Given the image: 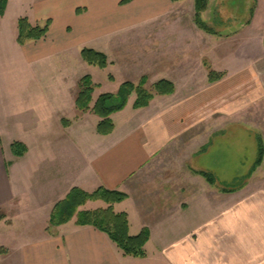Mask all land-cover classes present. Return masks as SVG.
I'll use <instances>...</instances> for the list:
<instances>
[{"label": "crops", "instance_id": "1", "mask_svg": "<svg viewBox=\"0 0 264 264\" xmlns=\"http://www.w3.org/2000/svg\"><path fill=\"white\" fill-rule=\"evenodd\" d=\"M121 1L43 0L19 6L12 18L7 3L0 17V213L4 216L0 264H264V156L255 175L235 193L218 192L215 185L191 173L207 171L190 163L187 182L198 189L185 192V183L175 175L183 174L184 154L189 162L201 153H206L203 157L211 152L225 155L213 139L226 137L233 122L246 131L235 133L236 138L257 133L264 148V116L256 131L241 123L246 111L264 112V34L251 54L242 46L234 53L239 31L214 36L194 24L192 42L180 50L178 44L187 35L178 30L182 20L171 16L181 12L186 0ZM209 4L206 11L217 10ZM20 18L40 27L50 21L45 37L19 45ZM158 18L176 28L175 38L161 36L159 57L161 63L175 68H161L160 77L149 79L148 84L167 80L175 92L156 96L138 110L132 108L135 95L130 96L125 109L111 116L113 132L98 135L99 119L90 112L80 114L75 107L81 50L100 52L106 38ZM207 20L208 25L213 23ZM169 21L175 24L167 25ZM172 48L176 54L168 51ZM231 56H240V65L233 64ZM209 71L221 78L209 82ZM233 90L240 93L236 99L211 116L187 122L194 109ZM95 100L93 96L92 104ZM119 114L117 123L114 116ZM14 143L26 147L22 157L13 155ZM154 169L162 177L141 188V173ZM168 171L174 175L168 176ZM100 187L127 194L125 201L113 205V211L127 214L129 235L148 230L145 258L123 256L106 234L76 226L74 220L37 237L13 232L12 222L19 212L35 213L49 227L54 206L71 189L90 193ZM106 207L101 201L87 202L81 210Z\"/></svg>", "mask_w": 264, "mask_h": 264}, {"label": "rangeland", "instance_id": "2", "mask_svg": "<svg viewBox=\"0 0 264 264\" xmlns=\"http://www.w3.org/2000/svg\"><path fill=\"white\" fill-rule=\"evenodd\" d=\"M41 1L43 0H6L9 5L11 3V18L14 13L17 12L19 6L26 7L28 5L29 7L33 3L35 4ZM136 1L138 2V0H134V2ZM208 1L210 2L209 6L211 5V8L214 5H216L218 8L217 10L214 9L211 11H206V15L202 13L200 16L202 21L208 25L207 17H209L211 23L213 22L209 26L218 35H223L226 31L230 32V34H228L227 36H232L239 31L237 33L239 39L238 43L235 42V39L230 40L232 45H234V43L237 44L236 50L233 49L232 52H239V48L242 46L245 51L251 54L256 49L258 43H260L259 38L264 34V0ZM186 2H190L191 6H194V0H186L181 12H179L178 15L173 14L171 16V19L179 18L182 20L178 28V30L180 29L182 33H179H181L182 35L184 32L187 35L185 36L187 38L185 41H182L181 39V44L177 43L180 50L185 46L187 47V45H190L193 35L192 28L194 25V12H192L190 4ZM163 20L164 18H158L147 24L143 23L135 27L119 31L114 35L106 38L103 42L104 46L101 48L104 52L100 51V53L104 54L107 58V67L105 69H99L97 67L87 65L81 59L82 67L78 68L76 74H79V72L81 73L82 76L80 77V79L87 75L91 77L93 84L96 86L92 93V98L94 96V98L97 99L98 97L95 96H100L101 94L105 93L115 94L118 87L122 83L132 82L134 84H138L140 79L143 77L147 79V84L145 87L148 89L151 87V85L148 84L149 79L155 77L159 78L161 68L165 70L166 67L169 69L171 67H174V64L169 65L165 62L161 63L159 58L161 51V36L167 34L169 35V38H175L176 36V28L173 27V30L170 29L171 27L166 26ZM250 22L251 24L247 28L241 25L243 23L246 25ZM222 23H224V26H222ZM171 24H175V21H169L167 25ZM214 42L220 44L219 42H217V40H215ZM172 46H175V48L177 47L174 42L172 43ZM175 48H172L168 51H172L176 54L177 52ZM96 51L99 52L97 49ZM213 51L218 53L219 50L214 49ZM231 58L233 64L238 63L240 65V56H231ZM74 68L75 69L73 71L75 72L77 67L74 66ZM213 73L217 74L215 72ZM79 80H77V88L75 87L73 92L75 94V98L78 93ZM238 93L239 91L233 90L228 95L222 96V98L217 99L214 102L210 101L209 103L206 102L205 104H202L188 115L187 122L196 123L197 121L202 120L209 115L211 116L216 110H218L220 107H223L226 102L236 99ZM131 99H134V94L131 95ZM262 115L264 116V112L255 113V111H246L242 115L243 117L241 123L244 127H246L247 130L256 131V128L258 129L260 125L258 121L260 122L263 118ZM121 118L122 114L114 116V120L117 123L120 122ZM236 118H232V120L237 121ZM96 121L97 120L95 118V122ZM236 123L238 122H233L231 124L232 129L226 132V137L222 138V136L218 135L213 139L215 147L217 146V149L219 147V152L225 155H221L219 157V155H214L213 152H211L209 153L208 157H203V154L206 153H201L200 155L193 157V160L190 158L191 162H189L184 154L183 160H185V162L184 169L182 170L183 174L180 175V172L177 171L175 175L178 174V179H181L185 183L183 187L185 192L191 194L192 191L198 189V185L191 183V181L190 183L187 182L189 181L188 179H190L189 175H191L188 170L190 169V164L192 167L203 169L204 171H207V173L211 174L215 179V187L213 188H215L218 192H222L221 190H223L224 188L232 186L235 182H237L236 180L246 177L247 173L249 172V168L257 157V155L255 154L257 149V138H260V135H257L256 133L254 137L252 135L250 137L248 136L242 139H240L239 137L236 138V136L234 135L235 133L240 134L246 132L243 127L242 129L237 127ZM88 124L90 130L92 127L90 117L88 118ZM221 126L222 124H220V127ZM180 157L181 155H179V158ZM175 158L177 160V157ZM191 173L194 175L197 174V172L195 171H191ZM141 174V188H148L150 185H152L155 179H160L162 177H160L161 173L158 169H154V171H146ZM167 174L168 176L172 177V175H174V172L168 171ZM252 175H255V173H253ZM250 177L248 179H245V181L243 182L244 186L241 189L246 186ZM241 180L243 181L244 178ZM45 223L46 222H44V220L35 213L19 212L18 216L13 219L12 229L13 232L17 235L25 234V236L37 237L44 233H47L48 231L51 232L50 226L48 227V224Z\"/></svg>", "mask_w": 264, "mask_h": 264}, {"label": "trees", "instance_id": "3", "mask_svg": "<svg viewBox=\"0 0 264 264\" xmlns=\"http://www.w3.org/2000/svg\"><path fill=\"white\" fill-rule=\"evenodd\" d=\"M172 3L182 0H170ZM130 2L122 0L121 4ZM6 0H0V17H3L6 8ZM208 0H194V24L196 27L209 35H218L209 25L201 19V13L206 11ZM50 21H47L43 27L31 26L27 18H20L17 21V43L24 45L29 41H38L47 34ZM81 59L90 66L99 69L107 67V58L104 54L92 49L84 48L80 52ZM221 78V75L209 72V82H215ZM147 79L141 78L138 84L132 82L122 83L115 94L105 93L98 96L92 104V93L96 87L90 76L82 77L78 82V93L75 98V107L80 113L90 112L96 116L99 121L96 125V133L100 136L110 135L114 130V124L111 116L123 111L132 94L135 100L132 104L134 110L143 109L150 105L156 96H170L175 92L173 83L167 80H160L154 83L150 88H146ZM14 156L22 157L27 149L20 143H14L11 146ZM264 156V148L260 138L257 140V157L247 173L246 177L236 180L232 186L224 188L222 193H235L244 185L245 179H248L255 170L261 165ZM210 185H215L214 177L207 172H197ZM127 199V195L116 190H107L98 188L93 192H85L78 188L69 191L66 197L58 202L50 215L49 226L58 227L74 220L76 226H90L106 234L108 238L118 247L125 257L143 259L146 257L144 246L149 240L148 230H142L138 235H129V226L126 213H115L113 205L121 203ZM101 201L107 205L106 208L95 210H81L87 202ZM4 219L0 213V221Z\"/></svg>", "mask_w": 264, "mask_h": 264}]
</instances>
